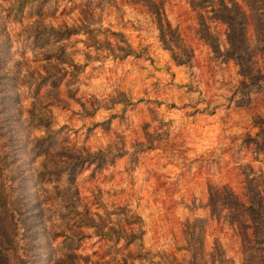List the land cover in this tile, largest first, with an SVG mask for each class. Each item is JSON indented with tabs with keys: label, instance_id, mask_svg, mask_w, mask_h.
<instances>
[{
	"label": "rangeland",
	"instance_id": "rangeland-1",
	"mask_svg": "<svg viewBox=\"0 0 264 264\" xmlns=\"http://www.w3.org/2000/svg\"><path fill=\"white\" fill-rule=\"evenodd\" d=\"M0 264H264V0H0Z\"/></svg>",
	"mask_w": 264,
	"mask_h": 264
}]
</instances>
